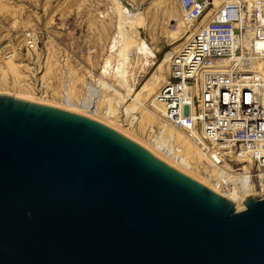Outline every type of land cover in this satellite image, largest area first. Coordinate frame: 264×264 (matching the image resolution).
<instances>
[{"label":"water","instance_id":"water-1","mask_svg":"<svg viewBox=\"0 0 264 264\" xmlns=\"http://www.w3.org/2000/svg\"><path fill=\"white\" fill-rule=\"evenodd\" d=\"M244 208L88 114L0 92V264H264Z\"/></svg>","mask_w":264,"mask_h":264},{"label":"rangeland","instance_id":"rangeland-1","mask_svg":"<svg viewBox=\"0 0 264 264\" xmlns=\"http://www.w3.org/2000/svg\"><path fill=\"white\" fill-rule=\"evenodd\" d=\"M117 1L0 0V92L40 100L88 114L121 131V128L115 126L116 123L106 118L104 112L114 93V87L110 85H114L123 94L131 97L130 91L120 86L115 79L117 68L121 67L122 59H119L117 52L122 36H125L123 33H127V37L128 34L131 36L136 31L139 32V37L156 52L150 68L142 69L140 66L144 60L142 54L130 56L128 59L126 65L131 72H128L129 83L140 90L157 70L161 60L169 53L171 57L172 53L185 43L198 24L194 26L188 24L179 0ZM221 4L222 2L219 5L214 4L212 8L217 9ZM131 12L140 14L128 20ZM140 16H143L145 24L141 23ZM121 17L125 18L124 21L127 23L122 26L120 38ZM137 19L141 20H138V24L141 23L142 26L137 25ZM130 20L136 21V24H131ZM181 21H185L188 25L187 31L185 30V34L182 35L179 32ZM28 32L35 33L37 38V47L34 49H29L26 44ZM114 48L116 49L113 50ZM170 57L166 61L162 77L156 75L152 83L155 92L145 91V95L143 94L142 99L139 100L141 103L139 108L143 104L149 107L155 105V95L168 78ZM84 102L98 105L100 111L92 112L86 105L84 106ZM117 108L118 112L123 109L122 106ZM142 110L143 108L134 111V114L140 116L137 123L133 124L140 130L135 132L137 136L132 137L127 134L141 143L142 140L147 142L146 138L152 128L156 132L159 129V123L148 116L150 112L147 111V114ZM149 117L150 119H147ZM138 120L142 121V124ZM174 128L186 134L181 129L175 126ZM164 134L166 136V132ZM167 134L169 135L168 132ZM176 137L183 154L187 152L191 164L201 168L199 175L217 187L216 178L209 175V173L213 174L210 163L201 160L199 154L195 152L192 157L189 156V141L190 143L192 141L183 136L176 135Z\"/></svg>","mask_w":264,"mask_h":264},{"label":"built area","instance_id":"built-area-1","mask_svg":"<svg viewBox=\"0 0 264 264\" xmlns=\"http://www.w3.org/2000/svg\"><path fill=\"white\" fill-rule=\"evenodd\" d=\"M179 3L199 26L171 55L155 101L201 148L220 187L264 191V0ZM26 34L37 47L35 33Z\"/></svg>","mask_w":264,"mask_h":264},{"label":"bare ground","instance_id":"bare-ground-1","mask_svg":"<svg viewBox=\"0 0 264 264\" xmlns=\"http://www.w3.org/2000/svg\"><path fill=\"white\" fill-rule=\"evenodd\" d=\"M223 1L224 0H213V3L215 5H219L221 2L223 3ZM119 9H120V7H119ZM124 10L126 11V8ZM120 11H121V9H120ZM127 12H128V10H127ZM133 12L130 13L128 20L131 17L138 15V13H139V12L138 13H133ZM120 13H122V12H120ZM127 15H125V16H127ZM121 18H122V20L120 22V28H119L120 29L119 30L120 38H121V34H122L121 30H123L122 26H124V24L127 23V21H124L125 18L124 19H123V17H121ZM136 18H137V16H136ZM140 18L142 20L141 23H144L145 20H144L143 16H140ZM138 20H140V19H137V22L136 21L133 22V20L132 21L130 20L129 22L130 23L132 22L131 24L137 23V25L140 26L141 23L138 24L139 23ZM197 26H199V25H197ZM186 28H188V25L186 24V22L181 21V23L179 25V32H181V35L184 33ZM197 28L198 27H195V30H192V31L193 32L196 31ZM123 34L125 36H122L123 41L121 40V44H120V47L118 48V52H117L118 55L120 56L119 59L120 58L122 59L121 67L117 68L116 75H115V77H117V78H115V77L114 78L116 80H118V84H120V86H123L127 90L130 91L131 97H128L126 94H123L119 89H116L114 85H110V87H114L113 88L114 93H112V99L110 100L108 106L106 105L107 110L104 112V115L106 116V118L107 119L109 118L110 119L109 121H112V123H114V124L116 123L115 126L118 127L119 129L121 128L120 130L123 131L124 133L131 135L132 137L137 136L135 132L140 131V130H138V128H135V125H133V124H135V122L137 121V119L140 118V116L138 117L136 114H134V111L136 109L138 110L140 108H143V110H142L143 112H145V111H146V113H147V111H148V113L150 112L149 114L147 113L148 116L150 115L155 121H157L159 123V129H158V132H156L151 127L152 129H151L150 135H148V137L146 138L147 142L142 140L143 141L142 144H144L145 146L150 148L158 156H160L162 158L164 157L165 160L170 159L172 161L171 163L176 165L178 168H180L183 171L191 174L195 178H198L203 183L209 185L210 187L214 188L219 193H221V194L225 195L226 197H228L229 199H231L235 203L237 209L244 208L245 205H244L243 201L245 200L246 196L249 194H257L260 197H263L264 191H260V190L259 191L254 190V192H249V191L239 192L237 190H232V191L229 190L228 191V190H224V188L220 187L218 184H217L218 185L217 187L214 186V184L212 182H210V181L206 180L204 177L200 176L199 173H200L201 168H199V166H196V165L194 166L191 164V162L189 161L190 159L188 158L187 152L185 154H183L182 147L178 144V140L176 139L177 138L176 135H179V137L183 136L187 140L190 138L186 134H183L179 130H176L174 128V126H172V124H170L168 121H166L164 118H162V116H163V115L161 116V114L163 113L162 104L161 103L159 104L158 102L155 101V105L154 106L150 105V107H149L144 102L146 105L143 104L139 108V106H140L139 104H141L139 102V100L142 99L141 97L145 93V91H149L150 93L152 91L155 92V90H153L152 83H154L153 81H154V79H156V75H160L162 77V74H163V71L165 68V64H166V61H168V58L170 57V53L167 57H165V58H163V60H161V62L158 65L157 70L152 73L150 78L141 87V89L137 90L134 85L129 83L128 72H130V71H128V67L126 65L128 62V59L130 56L142 54L144 56V60L142 62V65H140V66L142 67V69H146V68H150L152 66L153 59L156 57V52L152 47H150L147 44V42L144 39L139 37V32L136 31V33L134 35H131V36H130V34H128L127 37H126L127 33L126 34L123 33ZM26 40H28V38H26ZM176 48H178V47H176ZM115 49L116 48H114L113 50H115ZM11 65H12V62H11ZM129 99H131V100L129 101ZM85 103L86 102L83 103L84 106L86 105V107H88L92 112L97 113L98 111H100V108L98 107V105L96 106L93 104H85ZM120 106H122L123 109H121L120 112L116 111V110H118L117 107H120ZM147 119H150V117ZM138 121H140V120H138ZM140 123L142 124V121H140ZM141 126H143V125H141ZM163 131L166 132V136H165ZM167 132L169 133V135L167 134ZM192 143H190V141H189V145H190V149L188 150L189 156L192 157L194 155V152H195L197 155L199 154L198 157L201 160H206V162H209L208 158L206 157L204 152L201 150V148H198L197 145L193 141H192ZM209 175L212 177H215L214 173L213 174L209 173Z\"/></svg>","mask_w":264,"mask_h":264}]
</instances>
